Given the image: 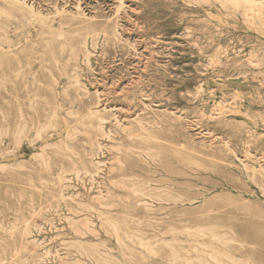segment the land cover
Listing matches in <instances>:
<instances>
[{"label":"rangeland","instance_id":"1","mask_svg":"<svg viewBox=\"0 0 264 264\" xmlns=\"http://www.w3.org/2000/svg\"><path fill=\"white\" fill-rule=\"evenodd\" d=\"M230 1L0 0V264H264V0Z\"/></svg>","mask_w":264,"mask_h":264},{"label":"bare ground","instance_id":"2","mask_svg":"<svg viewBox=\"0 0 264 264\" xmlns=\"http://www.w3.org/2000/svg\"><path fill=\"white\" fill-rule=\"evenodd\" d=\"M230 1V0H229ZM247 1V0H245ZM253 1V0H252ZM251 1V3H252ZM255 1V0H254ZM232 3H235L236 0H232L230 1ZM249 2V1H248ZM24 3V2H23ZM122 3V2H121ZM250 3V4H251ZM256 3V2H255ZM254 3V4H255ZM26 4V3H25ZM126 5V4H125ZM238 5V4H237ZM252 5V4H251ZM239 6V5H238ZM29 7V6H28ZM257 7V6H256ZM219 9V8H218ZM31 10V9H30ZM121 10V9H120ZM119 10V11H120ZM34 11V10H33ZM59 12V11H58ZM64 12V11H62ZM35 13V12H34ZM61 13V12H60ZM69 13V12H68ZM219 13V12H217ZM261 13V12H260ZM1 14V13H0ZM39 14V13H38ZM57 14V13H56ZM59 14V13H58ZM57 14V15H58ZM63 14V13H62ZM42 15V14H41ZM56 15V16H57ZM61 15V14H60ZM36 16V15H34ZM38 16V15H37ZM42 17V16H41ZM44 17V16H43ZM203 17V16H202ZM36 18V17H35ZM48 18V17H47ZM44 19V18H43ZM114 19V18H113ZM111 21V20H110ZM109 22V20H108ZM219 26V25H218ZM117 27V26H116ZM118 32V31H116ZM117 34V33H116ZM105 35V34H104ZM64 37V36H63ZM258 55V54H257ZM11 81V80H10ZM54 113L56 115L57 113V108H54ZM106 110V109H105ZM169 120V119H168ZM139 122V121H138ZM141 123V122H140ZM141 125V124H140ZM143 126V125H142ZM154 127V126H153ZM159 127V126H158ZM143 128V127H142ZM143 131V130H142ZM153 131V130H152ZM159 131V130H158ZM144 132V131H143ZM149 132V131H148ZM145 133V132H144ZM147 133V132H146ZM38 134V133H37ZM148 134V133H147ZM108 138V137H107ZM228 146V145H227ZM36 148V147H35ZM55 148V147H54ZM229 148V146H228ZM60 151V150H59ZM147 156V155H146ZM116 160V159H115ZM74 161V160H72ZM107 161V160H106ZM119 161V160H118ZM36 169V167H35ZM81 168L76 166V164L74 163L72 170L75 172H79ZM255 181V180H254ZM131 182V184H129ZM132 180L129 181H125V180H121L120 182H118L117 184L121 185V188H127L128 190H125V195L124 198H122L121 200H118V202H116L117 200L113 199L112 202L106 203L105 200L108 199L110 196L109 194H111V192L104 197H101L98 199V202L100 205H105L107 206H113V205H117V206H121L122 208H126L125 210H121V209H117L118 213H122L123 216L120 219H123L122 222L117 221L116 218H112L110 217V212L107 211H101L99 213L100 217L103 218L104 215H107L108 217L106 218V221L108 222V227L115 233H119L122 230H132L130 225H133L134 223L137 222H133L136 217L139 215L138 211L139 210H144V213L148 212L149 209L151 208L150 204L148 201H146L145 196L149 195V193H147L145 191V188H140V187H135L134 186V182ZM41 190V189H40ZM113 194V192H112ZM117 193L114 192L113 196H115ZM106 197V198H105ZM159 200H163V198H159ZM105 203V204H104ZM47 210V209H46ZM146 211V212H145ZM55 212V211H54ZM119 218V217H118ZM117 218V219H118ZM118 219V220H120ZM88 223V222H87ZM69 224V223H68ZM86 226V225H85ZM73 227V226H72ZM100 227V226H99ZM79 228V227H78ZM88 228V227H86ZM94 231V230H93ZM197 243V242H196ZM198 244V243H197ZM201 246V245H200ZM227 257V256H226ZM225 257V258H226ZM41 260V259H40ZM213 260V259H212ZM233 262V260H232ZM40 264V263H39Z\"/></svg>","mask_w":264,"mask_h":264}]
</instances>
